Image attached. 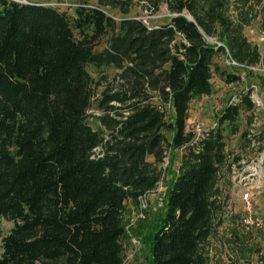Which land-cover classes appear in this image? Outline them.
<instances>
[{"label": "trees", "instance_id": "1", "mask_svg": "<svg viewBox=\"0 0 264 264\" xmlns=\"http://www.w3.org/2000/svg\"><path fill=\"white\" fill-rule=\"evenodd\" d=\"M149 1L155 10L165 2V21L127 16L131 0L81 2L71 13L0 0V217L12 223L0 236V264H125L126 206L152 192L168 149L179 150L177 171L150 231L148 264H209L215 218L245 167L230 156L224 130L235 134L254 101L251 90L233 95L196 133L188 108L210 94L213 72L240 79L215 64L224 47L238 63L260 61L243 33L252 8L247 0ZM106 67L117 86L93 79L90 68ZM93 105L101 129L88 122ZM259 137L243 130L240 147ZM237 246L264 264L259 242Z\"/></svg>", "mask_w": 264, "mask_h": 264}, {"label": "rangeland", "instance_id": "2", "mask_svg": "<svg viewBox=\"0 0 264 264\" xmlns=\"http://www.w3.org/2000/svg\"><path fill=\"white\" fill-rule=\"evenodd\" d=\"M20 2H37L60 10L71 13L73 7L81 2L94 4L95 0H17ZM231 2L236 0H230ZM247 5L252 8L249 14L250 22L244 26L243 33L248 40L254 43L261 55L260 61L253 69H230L223 63L222 57H215V64L221 69L238 73L240 79L235 82L226 83L219 78L216 73H212L210 79L211 92L209 95H202L193 98L188 108L187 128L195 131V126L199 125L202 129L210 126L215 120L221 109L227 105L229 99L238 93L250 91V98L258 102L255 104L251 117L248 112L241 111L237 119L238 131L232 134L228 129L226 134L227 149L231 152L230 156L238 155L246 164L250 172L254 169V177L246 180L243 184L241 179L238 185H233L224 196V213L215 218L218 224L212 235L208 239L207 251L209 264H254L255 254L244 250L239 251L237 245L244 244V249L259 242L261 251L264 252V239L257 237H246L244 231L238 223V218L246 212L245 203L240 199L243 188L248 192L249 212L264 220V25L261 24L264 15V0H247ZM109 15L119 18L121 14L117 10H107ZM185 16H190L183 12ZM233 13V9L230 10ZM169 13L165 2L161 1L157 9H153L149 0H131L127 16L141 20L148 26L163 22ZM220 43V42H219ZM94 80L104 75L106 85L117 86L119 80L114 78L116 71L112 67L102 68L100 71L89 69ZM103 85H99L100 90ZM152 95V101L158 103L155 90H148ZM112 104H115L111 102ZM167 111L170 108L164 106ZM91 116L88 122L92 128L101 129L97 115L100 113L93 105L89 110ZM250 113V111H249ZM245 129L258 133L257 141L247 146H241V133ZM179 150L168 149L165 153L161 166V176L152 192H147L144 196V204L137 206L128 203L124 212L125 228L127 231V241L125 242V264H148L149 263V238L150 231L160 219L162 214V204L164 192L177 171ZM248 161V162H246ZM11 222L0 217V236L5 234L11 226ZM235 232V234H234ZM260 238V237H259ZM242 249V248H241Z\"/></svg>", "mask_w": 264, "mask_h": 264}, {"label": "built area", "instance_id": "3", "mask_svg": "<svg viewBox=\"0 0 264 264\" xmlns=\"http://www.w3.org/2000/svg\"><path fill=\"white\" fill-rule=\"evenodd\" d=\"M206 41L215 44L216 46L221 45V43L217 42L215 39L211 38V37H205ZM225 52L220 55L223 59V63L224 65H226L228 68L230 69H242V68H247V69H253L255 66L257 67V64L255 65H245L242 63H238L237 61H235L233 58H231L229 56V54L227 53V50L224 47ZM254 101V100H253ZM255 104L258 105V102L255 101ZM254 104V107H255ZM200 127L199 125L195 126V133L200 131ZM251 131V130H250ZM245 167L243 169V172H241L239 174L238 180L237 182L234 184L235 186L238 185V183L240 182L241 179H244L242 181L243 184L246 183L247 178L249 177V180L252 179L254 176V169H252L250 172H247V170L249 169V167L244 164ZM241 178V179H240ZM240 199L242 201H244L245 206L244 209H246V212L241 215L238 218V223L239 225L245 230V231H249V232H253V231H262L264 228V220L258 216L252 215V213H250L249 210V203H248V192L246 191V188H243V190L240 193ZM144 199L143 197L140 198V205H143L144 203ZM262 239H264V233L261 235Z\"/></svg>", "mask_w": 264, "mask_h": 264}]
</instances>
